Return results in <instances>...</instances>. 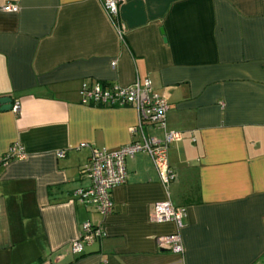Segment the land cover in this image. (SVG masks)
<instances>
[{
	"label": "crops",
	"instance_id": "1",
	"mask_svg": "<svg viewBox=\"0 0 264 264\" xmlns=\"http://www.w3.org/2000/svg\"><path fill=\"white\" fill-rule=\"evenodd\" d=\"M117 22L102 0H0V264H264V0H127ZM144 78L170 105L148 133L183 134L176 178L127 157L103 215L76 196L83 168L130 143L139 114L84 104L81 89ZM14 144L26 156L5 160ZM158 201L185 209L181 228L152 220ZM85 222L104 236L74 253ZM175 232L184 253L159 244Z\"/></svg>",
	"mask_w": 264,
	"mask_h": 264
},
{
	"label": "built area",
	"instance_id": "2",
	"mask_svg": "<svg viewBox=\"0 0 264 264\" xmlns=\"http://www.w3.org/2000/svg\"><path fill=\"white\" fill-rule=\"evenodd\" d=\"M127 0H102V4L110 18L118 25L117 18L120 7ZM6 12H17L20 7L15 3H8L1 8ZM119 32H122L120 25ZM82 103L101 106L123 107L134 106L139 114L138 123L131 128L133 140L121 146L117 150L96 149L92 154L83 172L90 183L86 187L77 189L78 199L93 206L99 213L108 215L113 212L112 189L126 183L128 172L126 159L140 152L149 153L153 163L165 184H169L176 178V174L169 164V149L171 145L180 141L182 132L166 131L163 136L148 133V128H166V116L170 107L167 98L153 88L150 78L137 79L128 86L112 85L105 87L101 83L84 84L81 89ZM16 112L20 105L13 107ZM25 151L18 144H14L5 156V160L12 158L22 159ZM58 156H65L64 151L58 152ZM185 215L183 207H176L170 201H158L154 204L151 218L156 222L174 221L179 228L182 227V219ZM104 236L102 225H93L85 222L79 236L71 242V250L74 253L84 251L86 244H90L95 238ZM159 244L176 253H184V243L179 232L159 238Z\"/></svg>",
	"mask_w": 264,
	"mask_h": 264
},
{
	"label": "water",
	"instance_id": "3",
	"mask_svg": "<svg viewBox=\"0 0 264 264\" xmlns=\"http://www.w3.org/2000/svg\"><path fill=\"white\" fill-rule=\"evenodd\" d=\"M0 110H10L12 108V100L9 97L0 98Z\"/></svg>",
	"mask_w": 264,
	"mask_h": 264
}]
</instances>
